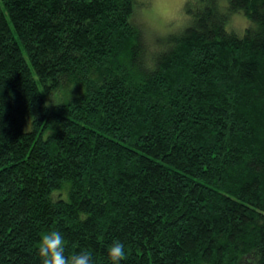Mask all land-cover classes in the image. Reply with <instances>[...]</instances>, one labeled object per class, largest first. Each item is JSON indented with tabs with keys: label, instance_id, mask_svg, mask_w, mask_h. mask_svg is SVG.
Wrapping results in <instances>:
<instances>
[{
	"label": "trees",
	"instance_id": "trees-1",
	"mask_svg": "<svg viewBox=\"0 0 264 264\" xmlns=\"http://www.w3.org/2000/svg\"><path fill=\"white\" fill-rule=\"evenodd\" d=\"M231 3L258 29L210 8L144 72L129 0H0V264L51 230L93 264H264V0Z\"/></svg>",
	"mask_w": 264,
	"mask_h": 264
},
{
	"label": "clouds",
	"instance_id": "clouds-1",
	"mask_svg": "<svg viewBox=\"0 0 264 264\" xmlns=\"http://www.w3.org/2000/svg\"><path fill=\"white\" fill-rule=\"evenodd\" d=\"M129 7L127 22L139 30L136 70L144 72L153 71L158 57L171 47L173 37L191 28L210 8L228 36L243 37L259 27L243 9L234 10L231 0H129ZM58 87L51 89L45 107L62 105ZM37 250L41 264H93L92 253L86 249L65 255L66 241L59 230L42 233ZM107 255L111 264H119L126 259L127 250L123 243L115 240L109 245Z\"/></svg>",
	"mask_w": 264,
	"mask_h": 264
},
{
	"label": "rangeland",
	"instance_id": "rangeland-1",
	"mask_svg": "<svg viewBox=\"0 0 264 264\" xmlns=\"http://www.w3.org/2000/svg\"><path fill=\"white\" fill-rule=\"evenodd\" d=\"M24 54H25V56L27 57L25 50H24Z\"/></svg>",
	"mask_w": 264,
	"mask_h": 264
}]
</instances>
